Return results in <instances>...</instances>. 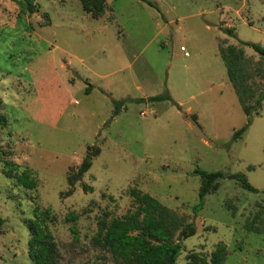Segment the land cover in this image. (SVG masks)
<instances>
[{
  "label": "rangeland",
  "instance_id": "rangeland-1",
  "mask_svg": "<svg viewBox=\"0 0 264 264\" xmlns=\"http://www.w3.org/2000/svg\"><path fill=\"white\" fill-rule=\"evenodd\" d=\"M149 1L106 0L94 16L80 0H32V13L25 0H0V264H34L37 207L56 217L47 224L60 264H116L94 237L107 212L136 210L133 187L194 223L177 264L192 251L210 258L218 243L223 264H264V214L261 232L246 227L264 206V100L235 139L248 115L220 54L243 47L247 82L264 91V61L239 41L264 45V0ZM197 168L242 172L258 191L223 178L196 211ZM25 169L36 187L17 184Z\"/></svg>",
  "mask_w": 264,
  "mask_h": 264
},
{
  "label": "trees",
  "instance_id": "trees-1",
  "mask_svg": "<svg viewBox=\"0 0 264 264\" xmlns=\"http://www.w3.org/2000/svg\"><path fill=\"white\" fill-rule=\"evenodd\" d=\"M84 9L94 16L102 15L107 10L106 0H80ZM155 5L149 0H144ZM24 7L30 13L35 11V3L32 0H25ZM228 33L231 28L226 29ZM244 46L251 47L258 53L264 61V45L260 42L239 40ZM220 54L227 66L229 79L235 88L244 111L248 115V123L234 133V138L240 137L262 106L264 91L257 92L248 83L245 72L246 54L243 47L231 44L221 48ZM90 89V86H88ZM171 94L167 91L163 94L151 96V101L171 99ZM124 101L116 100L115 114H117ZM100 153V148L88 150L84 159L76 172L70 176V184L74 186L81 179L83 174L92 166V159ZM9 173L16 169L14 162L8 161ZM196 173L202 177V186L199 192L200 201L194 206L199 210L206 195L212 187L223 178H235L241 185L251 191H258L250 183L247 175L238 173H225L223 171H207L197 168ZM17 184L34 188L37 180L29 169L22 173H16ZM85 188L92 189V186L85 184ZM132 196L137 202V208L122 216L109 218L107 212L100 220V230L94 237V242L106 251L110 252L116 264H177L183 248L182 240L196 233L193 222L185 223L184 220L173 212L169 207L162 204L157 198L139 188L130 189ZM36 216L29 220L30 229V256L34 264H60L61 252L57 242L50 231L47 222L55 221L52 208L47 207L41 210L36 208ZM264 206L259 213L246 222L248 230L261 232L258 224L262 221ZM69 219H76L73 215ZM5 219L0 217V228L4 225ZM227 258V247L224 243H218L212 251L210 258L200 251H192L188 255V264H223Z\"/></svg>",
  "mask_w": 264,
  "mask_h": 264
},
{
  "label": "built area",
  "instance_id": "built-area-1",
  "mask_svg": "<svg viewBox=\"0 0 264 264\" xmlns=\"http://www.w3.org/2000/svg\"><path fill=\"white\" fill-rule=\"evenodd\" d=\"M187 54H189V53H187Z\"/></svg>",
  "mask_w": 264,
  "mask_h": 264
},
{
  "label": "crops",
  "instance_id": "crops-1",
  "mask_svg": "<svg viewBox=\"0 0 264 264\" xmlns=\"http://www.w3.org/2000/svg\"><path fill=\"white\" fill-rule=\"evenodd\" d=\"M171 96H172V94H171Z\"/></svg>",
  "mask_w": 264,
  "mask_h": 264
}]
</instances>
